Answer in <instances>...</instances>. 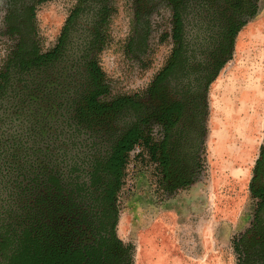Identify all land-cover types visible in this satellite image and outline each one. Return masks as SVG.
I'll use <instances>...</instances> for the list:
<instances>
[{
    "label": "flooded vegetation",
    "instance_id": "obj_1",
    "mask_svg": "<svg viewBox=\"0 0 264 264\" xmlns=\"http://www.w3.org/2000/svg\"><path fill=\"white\" fill-rule=\"evenodd\" d=\"M43 1L0 0L3 264L31 241L83 253L120 241L121 151L132 141L158 174L170 176L166 193L198 182L209 88L258 5L121 0L129 14L123 49L135 56L138 86L110 98L97 58L115 0H75L51 44L35 40V5ZM250 185L253 221L264 208V142Z\"/></svg>",
    "mask_w": 264,
    "mask_h": 264
},
{
    "label": "rangeland",
    "instance_id": "obj_2",
    "mask_svg": "<svg viewBox=\"0 0 264 264\" xmlns=\"http://www.w3.org/2000/svg\"><path fill=\"white\" fill-rule=\"evenodd\" d=\"M97 58L110 98L133 95L135 56L125 52L128 11L121 0ZM75 0L35 5L38 42H53ZM238 35L234 57L208 91L204 164L198 182L166 193L159 175L134 148L117 194L116 235L132 248L131 264H235L233 240L254 216L251 171L264 142V0ZM44 34V35H43ZM0 49V68L2 51ZM0 264L3 262L0 260Z\"/></svg>",
    "mask_w": 264,
    "mask_h": 264
},
{
    "label": "trees",
    "instance_id": "obj_3",
    "mask_svg": "<svg viewBox=\"0 0 264 264\" xmlns=\"http://www.w3.org/2000/svg\"><path fill=\"white\" fill-rule=\"evenodd\" d=\"M135 141L127 144L121 151V172L125 166L127 155L134 149ZM124 152V154H123ZM159 175V182L165 190L170 178L166 171ZM252 198L256 191L250 185ZM264 208L260 206L253 221L246 231L237 236L232 247L236 256L235 264H264ZM132 248L119 240L105 250H90L83 253L80 250L49 245L41 246L37 241H31L27 247L8 259L7 264H131Z\"/></svg>",
    "mask_w": 264,
    "mask_h": 264
}]
</instances>
